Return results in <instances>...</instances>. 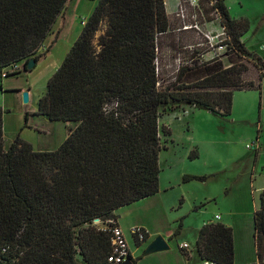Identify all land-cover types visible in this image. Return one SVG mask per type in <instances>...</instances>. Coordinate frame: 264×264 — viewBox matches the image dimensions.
Segmentation results:
<instances>
[{
	"label": "trees",
	"instance_id": "obj_1",
	"mask_svg": "<svg viewBox=\"0 0 264 264\" xmlns=\"http://www.w3.org/2000/svg\"><path fill=\"white\" fill-rule=\"evenodd\" d=\"M95 1L36 102V115L76 124L67 138L51 151L18 138L5 147L0 107V264H104L110 236L92 222L116 220V210L158 192L159 155L167 149L160 133L171 134L160 118L184 106L230 115L235 91L260 90L244 81L246 67L233 59L226 67L180 65L174 83L160 89L155 61L168 30L164 0ZM211 1L227 35V56H256L240 41L248 21L231 18L222 0ZM67 2L0 0V78L45 56L39 51ZM253 228L258 262L251 264H264V189ZM195 246L201 260L234 264L232 230L220 222L203 224Z\"/></svg>",
	"mask_w": 264,
	"mask_h": 264
},
{
	"label": "rangeland",
	"instance_id": "obj_2",
	"mask_svg": "<svg viewBox=\"0 0 264 264\" xmlns=\"http://www.w3.org/2000/svg\"><path fill=\"white\" fill-rule=\"evenodd\" d=\"M225 2L231 16H243L249 23L248 32L243 37L247 50L264 60V0ZM90 7V1L82 0L55 45H51L49 54L32 69L24 71L19 65L16 75L0 78L5 147L18 138L36 151L55 150L64 141L68 130L73 129L72 123L51 122L37 116L36 101L45 93L47 81L79 35L80 22L91 14ZM205 16L214 18L212 13L203 12V17H198L203 24L207 21L203 20ZM215 27L211 29L220 30L218 23ZM196 34L199 42H204L203 36ZM169 36L175 39L174 34L169 33L160 41V89L174 83L181 70L174 67V59L182 49L175 43L171 45L167 39ZM170 47L173 50L167 52ZM256 56L224 58L226 66L230 64L228 59H233L231 62L246 67L244 81L252 82L254 87L260 84V90L245 86L233 93L230 115L184 106L160 118V127H169L171 136L168 139L160 133L161 144L167 142V149L159 155L158 193L119 208L114 216L122 229L141 226L150 237H164L169 249L145 254L147 246L142 244L132 255L135 264L156 262L158 258L174 261L178 244L186 242L192 247L197 231L215 214L225 216L234 211L243 213L240 217L246 220L258 206V187L264 182V73L258 67ZM197 64L198 61H193L190 66L195 68ZM27 92L28 102L23 103V93ZM191 151L196 152V159H189ZM184 177L196 179L185 182ZM125 234L129 250H136V243L134 245L128 232Z\"/></svg>",
	"mask_w": 264,
	"mask_h": 264
},
{
	"label": "crops",
	"instance_id": "obj_3",
	"mask_svg": "<svg viewBox=\"0 0 264 264\" xmlns=\"http://www.w3.org/2000/svg\"><path fill=\"white\" fill-rule=\"evenodd\" d=\"M87 1L91 2L90 9L93 10V8L96 4V1L95 0H87ZM222 1H223V4L226 7L228 14L231 18H233V19H246L243 16H239V17L231 16L230 15V9L227 6L225 0H222ZM177 2H178V0H164V7H165V12H166L167 21H168V30L166 33H164L162 35V36H166V35H169V33H173L175 36V39H174V37L169 36V37H167L168 42L171 45L175 43L176 46H178L180 49L183 50V52H180L182 50L179 51V54H178L179 56L175 57L174 62L177 63V60H178L182 66V65H188V64L190 65V63H192L193 61H198V63H200V64L201 63L212 64L214 62L221 61L224 64V66L226 67V65L224 63V58H228V56H221V57L216 58V59H209L211 54H205L206 48L197 46V44L200 42H199L198 36L196 34V31L193 29H188V30L180 29L182 26V22L175 15L176 14V8H177ZM81 3H82V0H68L63 13L57 19L56 23L54 24V26L52 28L51 33L49 34V36L47 37V39L45 40V42L42 46V49H44V51L40 50L39 51L40 53L45 52V56L49 54V49L51 48V45H55V43H56L55 41L60 37L61 33L64 31V28L66 27V24L68 23V21L71 19V17L75 13V10L77 8H79ZM212 4H213V2L211 0H208V1L201 0L199 2V6H200L199 9L202 12H205V14H211L212 13L214 15V18H212V19H209V18H207V16H205L204 17L205 19H203V20H207V21H205L204 24L202 22H200V19L198 20V25L200 26V28L204 32H208L209 30H212L211 29L212 26H214V28H216L215 26H217V23H218L219 27L221 26L220 25V18L218 16V14L215 12V10H213ZM208 6H209V8H206ZM190 10L191 9H189V11ZM190 13H191V11H190ZM88 16H87V18H88ZM212 21H213V23H212ZM191 23H192V21L189 18L185 19V24L189 25ZM215 23H216V25H215ZM244 35L242 36L240 41L242 43H244V45H245V42L243 41ZM162 36H160V41L162 39ZM73 42H74V40H73ZM73 42H71V43H73ZM158 46L159 47L157 48V53L159 55L160 44ZM245 48H246V46H245ZM172 50H173V48L170 47L167 50V52H171ZM246 50H247V48H246ZM247 51H249V50H247ZM203 53L205 55L203 57H200V55ZM45 56L43 58H45ZM257 57L262 62L264 61L258 55H257ZM174 67L177 68L176 66H174ZM231 109H232V107H231ZM63 123H72V122H63ZM72 124H73V128H74L76 124L75 123H72ZM165 125L170 126L169 123H166ZM71 129L72 128H70V130ZM70 130H68V133H67L65 139L67 138ZM170 136H171V134H170ZM170 136L168 137V139L170 138ZM171 142H172V140H171ZM166 146H167V144H166ZM263 189H264V182L258 187L259 196H260L261 192L263 191ZM259 196H258V206H256L249 213L248 217H246V220L242 219L240 217V214H243V213L232 211L225 216H223V215L220 216V215L215 214L213 216L212 220H208V221L203 223V224H205L208 222H213V223L220 222V223L224 224L225 226L231 228L232 236H233V245H234V264H251V263H257L258 262L257 257H256V249H255V245H254V240H253V231H254L253 213L255 210H257L259 208ZM215 216H218V219H215ZM117 224H118V222H117ZM129 228L130 227L127 228L128 230L125 228H123V229L121 228V229L123 230V232L125 234L126 232L129 231ZM198 231H197V234H196V237L194 240V244L192 247L186 242H182V243L178 244V250L179 251H178V255L175 257L174 261L168 262V261H165L161 258H158V260L156 262H148L146 264H212L208 261L201 260L200 257L198 256V253L196 251V246H195ZM237 235H238V238H237ZM155 237H156V235L150 237V234H149V238L143 244L147 246L150 243V241H152V239H154ZM163 239H164V237H163ZM181 244H186L188 247L185 249H180L179 245H181ZM134 245H135V243H134ZM141 245H139V246H141ZM135 246H136V250L134 249L132 252H131V250H129V256L131 257L132 263L134 261L132 255L137 253L136 251H137V248L139 247L137 245H135ZM168 249H169V245H168Z\"/></svg>",
	"mask_w": 264,
	"mask_h": 264
},
{
	"label": "built area",
	"instance_id": "obj_4",
	"mask_svg": "<svg viewBox=\"0 0 264 264\" xmlns=\"http://www.w3.org/2000/svg\"><path fill=\"white\" fill-rule=\"evenodd\" d=\"M200 1L201 0H178L175 15L182 22L180 29H193L203 36L204 42L197 44V46L206 48L205 54H211L209 59L227 56V52L229 50L226 44L227 35L224 28L220 26V30H209L208 32H204L198 25V17H203V12L199 9ZM189 9H191V13ZM186 18H189L192 23L189 25L185 24ZM80 24L83 26L85 24V20L82 19ZM40 50L44 51L42 48ZM205 54H201L200 57H203ZM155 63L157 66V60ZM180 65V62L177 60L176 67L179 68ZM16 69V66H12L7 69V72L11 73ZM6 75V72H3L1 74V78H6ZM247 148L250 147L247 146ZM215 219H218V216H215ZM92 224L98 230L105 231L110 236L111 251L104 264H124L126 259L129 258V247L126 236L121 227L117 224L116 220H106L105 222H102L99 219H94ZM128 234L132 238L133 242L139 245L145 243L149 238V232L141 226L130 227ZM187 247L188 246L186 244L179 245L180 249H185Z\"/></svg>",
	"mask_w": 264,
	"mask_h": 264
},
{
	"label": "water",
	"instance_id": "obj_5",
	"mask_svg": "<svg viewBox=\"0 0 264 264\" xmlns=\"http://www.w3.org/2000/svg\"><path fill=\"white\" fill-rule=\"evenodd\" d=\"M34 61L30 60L27 65V70H30L34 67ZM23 103L28 102V93H23ZM168 250V245L166 241L161 236H156L150 243L147 245L145 249V254H153L157 252H163ZM124 264H133L131 260L128 258L124 262Z\"/></svg>",
	"mask_w": 264,
	"mask_h": 264
}]
</instances>
